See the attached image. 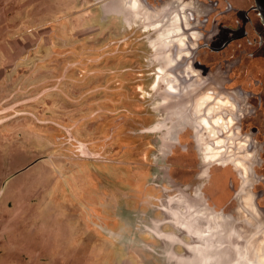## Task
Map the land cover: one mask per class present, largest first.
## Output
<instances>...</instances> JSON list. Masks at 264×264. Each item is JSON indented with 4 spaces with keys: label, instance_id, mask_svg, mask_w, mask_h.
Wrapping results in <instances>:
<instances>
[{
    "label": "rangeland",
    "instance_id": "rangeland-1",
    "mask_svg": "<svg viewBox=\"0 0 264 264\" xmlns=\"http://www.w3.org/2000/svg\"><path fill=\"white\" fill-rule=\"evenodd\" d=\"M122 7L118 17L116 0H0V264H177L191 254L164 253L158 239L173 222L184 230L177 201L199 191L226 212L228 176L239 177L196 147L211 138V110L199 128L167 121L156 27ZM204 91L194 98L205 103ZM195 104L193 122L209 107ZM195 244L197 264H212Z\"/></svg>",
    "mask_w": 264,
    "mask_h": 264
},
{
    "label": "flooded vegetation",
    "instance_id": "flooded-vegetation-1",
    "mask_svg": "<svg viewBox=\"0 0 264 264\" xmlns=\"http://www.w3.org/2000/svg\"><path fill=\"white\" fill-rule=\"evenodd\" d=\"M122 1L129 14L141 9L143 29L156 27L148 46L151 56L158 59L157 69L165 74L161 98L174 107L167 121L199 128L201 122H208L211 110V138L196 147L205 164L208 159L215 161L219 151L220 161L228 162L239 180L236 183L228 176L226 212L211 210L205 201L204 205L213 217L234 220L237 225L244 221L260 264H264V0H116L120 15H124ZM206 84L211 88H203ZM202 91L211 93L205 103L202 96L194 98V93ZM194 99L199 112L209 105L198 116L199 122H193L187 107ZM236 158L241 160H236L238 164ZM199 171L203 173L202 168ZM243 187L250 199H232ZM177 202L185 209L184 216L189 204ZM220 227L222 231L227 224L220 223ZM213 239L214 249L221 241ZM226 249L227 258L222 256ZM226 249L214 253L211 263L225 264L226 260L235 264L232 249Z\"/></svg>",
    "mask_w": 264,
    "mask_h": 264
},
{
    "label": "bare ground",
    "instance_id": "bare-ground-1",
    "mask_svg": "<svg viewBox=\"0 0 264 264\" xmlns=\"http://www.w3.org/2000/svg\"><path fill=\"white\" fill-rule=\"evenodd\" d=\"M115 11L119 17L120 13L117 10V6H116ZM210 160L211 159H208L207 163ZM185 201H187V200H185ZM204 201H205V199L203 198L201 193H199V191H198V193L196 194V196H194V198H192V200L187 201L189 205L186 206L187 210H186L185 215L178 217V220L181 218L180 219L182 221V223L180 224L181 226L182 225L184 226L183 222L185 221V224H186L185 229L187 231H189V229H190V232H191L190 235H188L189 233H187V231L183 230L182 228L177 227L178 222L172 223V226H174V228L176 230V232H174V233L163 232L160 229V231L163 233V236L161 238H158V239L168 240V242H170V245L164 246V248H163L164 253H171L172 245H179L185 251L189 252L191 255L189 257L180 255L179 256L180 260H178L177 264H197L198 261L196 258V253L194 255V250L189 248V245L192 246L193 243H196L195 244L196 247H194L196 252L197 251H200V252L202 251L205 253L209 252L208 257L211 255L212 259H213V256L215 255L214 253H216L220 250L222 251V249H226V248L230 249L231 248L232 249V256L231 257H232V259H234L235 264H260V260L258 258L257 252H256V246H252V242L249 239L250 232L248 230H246L245 222L243 221L242 223L237 225L234 222V220H229L227 222L225 220V218L213 217L212 214L210 212H208L207 207L204 205ZM198 202H201V204H199ZM168 215H169L168 213H165V217ZM198 219H200V220H198ZM164 220L166 221L165 218H164ZM201 222H203L202 225H201ZM220 223L227 224V227L224 228V230H222V231L220 229V228H222V227H220ZM189 224H190V227H189ZM228 226H230V231L228 230ZM159 227H161V226H159ZM179 232L184 234L188 238V241L184 240L182 237H180L178 235ZM197 233H200V234H197ZM227 233L233 234V236L230 238L229 237L225 238V236L223 237V234H227ZM220 236H222V237L220 238ZM213 238L219 239L218 241H221L220 242L221 244L215 246L214 249H213V245L216 241ZM202 245H204V250L201 247ZM211 250H215V251H211ZM226 250L227 251H225V253H222L223 257H226V252H228V255H229L228 249H226ZM225 264H228V262H226V260H225Z\"/></svg>",
    "mask_w": 264,
    "mask_h": 264
},
{
    "label": "water",
    "instance_id": "water-1",
    "mask_svg": "<svg viewBox=\"0 0 264 264\" xmlns=\"http://www.w3.org/2000/svg\"><path fill=\"white\" fill-rule=\"evenodd\" d=\"M225 215V213H223Z\"/></svg>",
    "mask_w": 264,
    "mask_h": 264
}]
</instances>
